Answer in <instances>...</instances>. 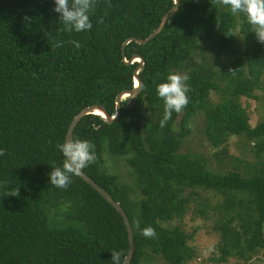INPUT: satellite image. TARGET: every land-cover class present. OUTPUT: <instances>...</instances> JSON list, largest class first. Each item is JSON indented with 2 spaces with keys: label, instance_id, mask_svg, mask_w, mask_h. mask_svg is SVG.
Wrapping results in <instances>:
<instances>
[{
  "label": "trees",
  "instance_id": "16d2710c",
  "mask_svg": "<svg viewBox=\"0 0 264 264\" xmlns=\"http://www.w3.org/2000/svg\"><path fill=\"white\" fill-rule=\"evenodd\" d=\"M173 5L96 0L92 29L68 33L53 11L54 0H0V149L6 152L0 156V264H112V251L124 260L128 235L115 207L82 177L72 175L69 187L60 189L51 185L49 173L63 168L57 145L64 143L73 116L93 104L112 114L116 94L132 88L137 62L123 61V42L146 38ZM123 50L125 59L139 54L144 61L133 106L121 101L112 122L83 115L72 139L95 145L97 159L83 171L129 218V264H146L152 254L184 264L196 255L188 244L193 233L163 225L182 217L196 188L224 198L215 207L221 212L214 224L220 254L211 259L248 260L260 250L264 258V120L251 125L240 99L255 98V88L264 85V44L246 16L215 0H179L157 34L145 43L130 40ZM224 54L227 61L215 68L214 58ZM180 72L189 76V104L179 114L173 111L162 128L165 106L157 86ZM211 91L220 94L218 101L210 99ZM199 114L212 149L221 147L212 154L215 163L221 169L231 163L225 171L209 168L211 157L203 152H180ZM230 135L246 139L254 162L228 156ZM106 156L123 158L133 181L108 171ZM16 188L19 197L4 196ZM200 205L206 214L208 202ZM149 226L155 239L141 234Z\"/></svg>",
  "mask_w": 264,
  "mask_h": 264
},
{
  "label": "rangeland",
  "instance_id": "374dc122",
  "mask_svg": "<svg viewBox=\"0 0 264 264\" xmlns=\"http://www.w3.org/2000/svg\"><path fill=\"white\" fill-rule=\"evenodd\" d=\"M220 7H223L220 5ZM235 40L238 47H243L244 39L239 33L238 28L235 30ZM228 54H224L221 58H214L216 61L215 68L218 69L221 63L226 62ZM210 60V59H209ZM213 60V59H211ZM180 74H183L180 72ZM264 78V72L262 74ZM255 98L241 97V103L246 108L249 115V122L251 125H255L261 120H264V85L259 84L254 92ZM210 99L216 102L220 99V94L215 91H211ZM203 120L204 116L199 114L195 117L192 124L191 133L184 139L183 146L180 152H203L209 155L210 164L209 168L214 171H225L230 164H227L222 169L215 163V158L212 157L213 152L221 149V147L212 149L209 141L203 132ZM226 148L228 150V156L243 157L247 161L254 162L256 160L253 151H250V144L246 142V139L241 135H230L227 139ZM108 157V156H106ZM107 170L119 175L122 179L131 183L133 180L130 177L129 167L125 160L115 159L111 160L106 158ZM191 189L187 188L184 192L185 195L190 193ZM198 194L193 195L188 203L187 209L182 217H173L169 221L163 222V225L167 227L179 226L186 233H193L191 239L188 240V244L196 251V255L184 264H261L264 260L262 250L257 254H254L250 259L245 260L235 256L228 257L224 262H217L212 260V257H216L220 254L218 242L220 240V231L214 228L215 221L221 216V212L215 210V207L222 203L224 198L220 193L212 190H202L196 188ZM208 202L209 206L206 214L200 212L201 202ZM236 224V221L234 222ZM146 264H170L165 261L160 255L152 254L147 260Z\"/></svg>",
  "mask_w": 264,
  "mask_h": 264
},
{
  "label": "clouds",
  "instance_id": "9594fccd",
  "mask_svg": "<svg viewBox=\"0 0 264 264\" xmlns=\"http://www.w3.org/2000/svg\"><path fill=\"white\" fill-rule=\"evenodd\" d=\"M95 3L96 0H54L53 11L60 14L59 19L64 25L62 31L68 33L73 30L77 33L90 31L93 27L90 14L94 11ZM215 3L228 7L233 15L244 14L252 26V31L258 42L264 44V0H215ZM69 43L77 49L82 47L79 41H69ZM56 46L63 45L58 42ZM188 80L187 74L171 73L166 82L157 86L158 97L164 101L165 106L164 117L160 121L162 128L171 119L173 111L179 114L188 106V93L191 91L190 86L186 83ZM57 148L65 157L63 168H53L49 173V179L52 186L67 189L71 183L72 175H81L83 169L95 163L97 159L95 145L89 141L70 138L64 143L58 144ZM3 155H6V152L4 149H0V156ZM19 195L18 188L6 190L4 193V196L19 197ZM141 234L145 238H156V231L151 226L142 229ZM121 256V252L112 251V264H124Z\"/></svg>",
  "mask_w": 264,
  "mask_h": 264
},
{
  "label": "water",
  "instance_id": "95a60500",
  "mask_svg": "<svg viewBox=\"0 0 264 264\" xmlns=\"http://www.w3.org/2000/svg\"><path fill=\"white\" fill-rule=\"evenodd\" d=\"M173 2H174V5L163 15L159 25L156 28H154L153 31H151L146 38L139 39L136 37H129L123 42V44H122V56H123L122 59H123V61L127 64H132L133 62L136 61L137 66L135 67L134 72H133V77H134L133 87L131 89L122 90L116 94V96H115V108H114L113 113L109 114L107 112L106 108L100 104H93V105H89L87 107H84L76 115H74L73 118L71 119V121L68 125V128L66 130V133H65L64 142L67 139H70V138L72 139L73 130H74L76 124L78 123L79 119L83 115H85L87 113H93V114L99 115L105 122H112L119 115L121 101H126L128 107L133 106L135 98L141 89V80L138 76V72L144 67V61H143V58L139 54H133L129 59H125L123 47L130 40H134L137 43H145L149 39H151L155 34H157L161 30V28L163 27V25L167 21V19L171 15H173L174 12L177 10L179 0H173ZM97 109L100 110V112H101L100 114L96 113ZM114 117H115V119H114ZM79 176L82 177L87 183H89L95 190H97L101 194V196H103L113 207H115V209L122 216L126 230H127V235H128L127 236L128 237V248H127V252L124 256L123 261H124V264H129L131 257L133 255V251H134V235H133V229L131 227V224H130V221H129L127 214L125 213L124 209L119 204V202L115 201L103 187H101L99 184H97L84 171Z\"/></svg>",
  "mask_w": 264,
  "mask_h": 264
},
{
  "label": "bare ground",
  "instance_id": "6f19581e",
  "mask_svg": "<svg viewBox=\"0 0 264 264\" xmlns=\"http://www.w3.org/2000/svg\"><path fill=\"white\" fill-rule=\"evenodd\" d=\"M96 113H99V114H100L101 112H100V110H99V109H97V110H96Z\"/></svg>",
  "mask_w": 264,
  "mask_h": 264
}]
</instances>
